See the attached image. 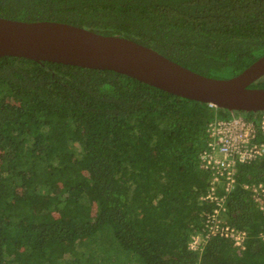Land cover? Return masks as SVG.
<instances>
[{
	"label": "trees",
	"instance_id": "trees-1",
	"mask_svg": "<svg viewBox=\"0 0 264 264\" xmlns=\"http://www.w3.org/2000/svg\"><path fill=\"white\" fill-rule=\"evenodd\" d=\"M0 17L58 21L228 78L264 54V0H0ZM264 88V75L249 84ZM110 69L0 56V264H264V217L238 164L218 235L201 250L207 128L239 115ZM258 139L264 135L258 133Z\"/></svg>",
	"mask_w": 264,
	"mask_h": 264
},
{
	"label": "water",
	"instance_id": "water-1",
	"mask_svg": "<svg viewBox=\"0 0 264 264\" xmlns=\"http://www.w3.org/2000/svg\"><path fill=\"white\" fill-rule=\"evenodd\" d=\"M25 57L110 69L167 92L229 111H263L264 88L249 87L264 75V54L228 78L205 76L130 39L72 24L0 17V56Z\"/></svg>",
	"mask_w": 264,
	"mask_h": 264
},
{
	"label": "built area",
	"instance_id": "built-area-1",
	"mask_svg": "<svg viewBox=\"0 0 264 264\" xmlns=\"http://www.w3.org/2000/svg\"><path fill=\"white\" fill-rule=\"evenodd\" d=\"M258 133L264 135V113L257 123L239 115L209 123L208 139L199 159L200 166L210 171V186L202 198L212 202L213 207L203 212L201 232L191 236L189 249L201 250L206 240L215 235L230 239L239 251L245 248L246 231L227 223L222 214L226 210L227 194L236 182L237 165L260 159L264 168V140L258 139ZM245 187L264 217V180ZM260 237L264 239V230Z\"/></svg>",
	"mask_w": 264,
	"mask_h": 264
}]
</instances>
